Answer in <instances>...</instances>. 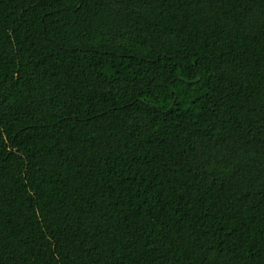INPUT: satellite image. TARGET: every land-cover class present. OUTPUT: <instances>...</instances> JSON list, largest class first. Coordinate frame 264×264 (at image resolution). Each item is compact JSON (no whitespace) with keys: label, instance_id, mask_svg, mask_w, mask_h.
Wrapping results in <instances>:
<instances>
[{"label":"trees","instance_id":"1","mask_svg":"<svg viewBox=\"0 0 264 264\" xmlns=\"http://www.w3.org/2000/svg\"><path fill=\"white\" fill-rule=\"evenodd\" d=\"M0 264H264V0H0Z\"/></svg>","mask_w":264,"mask_h":264}]
</instances>
